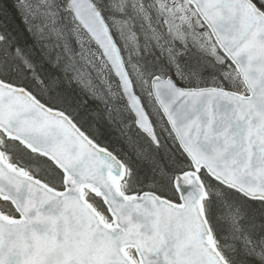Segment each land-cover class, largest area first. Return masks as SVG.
<instances>
[{
    "label": "snow or ice",
    "instance_id": "6c2138e0",
    "mask_svg": "<svg viewBox=\"0 0 264 264\" xmlns=\"http://www.w3.org/2000/svg\"><path fill=\"white\" fill-rule=\"evenodd\" d=\"M0 264H264V0H0Z\"/></svg>",
    "mask_w": 264,
    "mask_h": 264
}]
</instances>
